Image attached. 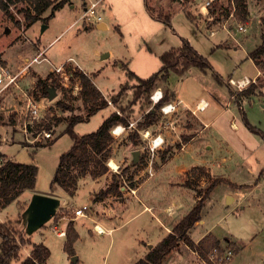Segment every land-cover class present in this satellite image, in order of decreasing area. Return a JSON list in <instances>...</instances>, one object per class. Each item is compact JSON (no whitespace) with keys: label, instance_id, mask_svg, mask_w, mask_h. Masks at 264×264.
Returning <instances> with one entry per match:
<instances>
[{"label":"rangeland","instance_id":"obj_1","mask_svg":"<svg viewBox=\"0 0 264 264\" xmlns=\"http://www.w3.org/2000/svg\"><path fill=\"white\" fill-rule=\"evenodd\" d=\"M84 1L87 0H69L63 7L55 11L47 23L37 20L28 28L24 22L23 12L19 10L26 7L24 0L9 5L10 12L15 19L20 21V26H16L0 9L1 62L15 68L19 66L22 58L30 59L39 50L43 51V56L47 57L48 61L32 63L27 73L19 81L23 89L22 92L26 91L34 95L33 90L37 78L45 77L51 72L53 66L72 57L85 69L88 75L93 76L94 82L105 92L104 96L110 101L108 106L76 123L73 130L77 134L94 131L111 111H117V113L119 111V114L124 115L128 119V123L132 122V125L118 136L111 133L114 141L110 159L115 158L116 169L109 167L107 163L110 159H108L106 162L108 170L98 183L88 177H82L78 180L76 191L71 195L58 184L51 187V181L60 155L72 144L71 137L65 131L67 121L63 118L67 115L86 112L79 98V89L75 87L77 84L79 85V77H71L66 81L59 74L52 72V78L56 79L60 86L55 87V96L52 99L41 96L37 98H42L43 106L40 108L38 122L30 129L32 136L39 132V137L35 140L26 139L19 126H11L12 123L20 125L21 120L18 119L16 112H7L8 106L16 102L18 97L22 98L23 93L19 89H6L0 92V106L5 108L0 110V162L11 159L37 167L34 187L24 189L15 200L0 209V223L11 230L17 240L24 239L20 244L19 258L12 264H18L21 259L27 256L26 252L30 250L31 243L38 242L44 243L50 250L48 264H63L67 254L64 250L65 237L57 236L52 230V226L58 224V226L66 228L64 225L69 222L68 217L74 216L72 210L75 207L87 205V213L91 214L95 206L92 196L94 190L104 189L115 174L121 176V187L125 188L122 192H126L124 190H129L130 181L128 178L135 176L134 174L140 167L144 168L142 177H145L147 175L146 166L155 170L162 161L163 154L165 159L172 156L178 157L168 165V168L171 166L172 169L165 171L171 173L176 170V165L184 164L188 167L194 164L197 166L204 161L217 164L218 160L225 157L227 160L223 164L219 167L217 164L213 168L217 173L216 176H226L235 182H246L252 180V177L245 170V166H240V163L246 158L240 154L244 151L240 148L236 150L228 143H264L259 134L249 129L246 131L250 133L251 137L241 130H233L237 140L229 134V140L224 141L214 129V124L197 135L192 128H176L177 124L179 127L189 121L192 123L193 114L189 112L191 108L195 107V101L200 96L211 101V108L201 113L210 116L211 111L229 101V77L238 79L245 75L251 78L256 74L257 68H254L247 53L260 41V33L263 30L260 20L264 16V0H246L248 15L246 29L242 32L233 28L232 18H229V13L234 12L231 0H215L213 2L216 5L215 15L221 10L220 7L229 11L227 15L222 14L218 18L215 16L216 20L210 16L208 9L207 12H201V0H192L187 3L183 0H100L97 11L107 22L108 27L106 28H99L95 22H83L80 19ZM147 4L151 7V12L147 8ZM185 9L196 17L197 22L191 21L186 16ZM159 11L171 13L170 23H165L154 16ZM49 12V9L46 10L43 16H47ZM226 19L230 31L238 42L221 28V23ZM6 28L9 31H6ZM207 29H214L215 34L208 35ZM183 39L188 40L198 53L205 56L210 62V66L203 70L191 65L180 75L171 72L167 82L169 81L173 87L174 94L184 99V102L187 103L186 106L184 103L180 104L179 111L181 113L172 117H163L158 108L156 110L158 118L155 123L150 127L140 129L137 126L138 123L144 120L145 114L155 105L150 95L156 87L151 89L147 99L145 96L134 98V90L138 85L137 77L145 78L156 72L161 65L160 55L181 46ZM259 70L261 73L255 77L256 82H253L257 88L264 80V69ZM78 71L81 70L77 69L73 71V74ZM167 82L157 85L163 93ZM122 87L123 92L118 103L114 104L111 101V95H115ZM58 100L69 104L71 108H61L57 105ZM230 101V109L239 122L243 123L242 111L245 110L249 122L264 133L263 95L254 97L247 103L246 98H243L239 105L235 100ZM240 104L243 105V110H238ZM119 106L124 107L125 110H121ZM188 117L190 120L187 119ZM57 119L61 120L57 121ZM193 125L196 129L200 128L198 123H193ZM226 125L230 130L229 123ZM42 130H51L52 138H44L41 134ZM146 130H148V135L145 138L143 132ZM158 130L162 132L169 130L171 133L161 136L162 144L151 152L149 143L152 138L160 135V133H155ZM132 132L137 133L134 143L129 138ZM188 134H195V139L190 147H185L186 149L182 150L183 135ZM209 138L213 143L211 148L205 147L204 144V141ZM135 151L138 152L137 160H134ZM133 161H140L139 165L135 166L132 164ZM236 163H239V166L236 167ZM191 169L186 173H191ZM211 179L205 176L200 186H205ZM150 185L143 187L140 193L146 194ZM261 188L260 192L248 191L246 188L235 190L228 184L220 183L214 187L209 198L205 201L201 211L204 221L191 229L190 234L195 239L200 232L212 228L222 240L224 237L232 240L231 245L221 247L232 251L230 259H225L223 262L217 261L218 264H228L232 261L233 247L235 246L240 247L241 250H237L239 252L234 257V264H264V189L262 186ZM228 191L230 193H227ZM34 194L57 198L59 204L56 211L58 214L64 212L67 218L61 219V217L54 220L52 217L40 227L28 232L24 216L30 198ZM232 196L235 198L230 201L229 198ZM127 200L129 201L128 207L121 208L119 205L116 218H105L103 223L112 222L115 224L139 209L140 203L133 196ZM187 202L188 199L185 201L183 209L185 206L188 207ZM92 222V216L91 218L77 217L74 220L75 226L84 233H88ZM162 234H165V231L149 217L148 213H143L133 217L126 226L116 231L112 236L111 244L108 234L93 233L84 235L82 240L77 243L76 249L82 260L86 259V263L89 262L87 258L90 255L97 254V258L91 262L95 263L99 259L101 260L107 251L104 264H123L130 251L134 254L137 250L140 254L142 250L147 249L149 243L155 244ZM28 238L30 243H27ZM75 256L78 255L75 254ZM199 259L194 258L191 250H187L182 243L181 247L172 251L165 258L163 264L203 263Z\"/></svg>","mask_w":264,"mask_h":264},{"label":"trees","instance_id":"obj_2","mask_svg":"<svg viewBox=\"0 0 264 264\" xmlns=\"http://www.w3.org/2000/svg\"><path fill=\"white\" fill-rule=\"evenodd\" d=\"M19 0H0V9L7 15V17L14 22L16 26H20V21L15 19L14 15L9 10V5ZM26 3L25 8L19 9L23 12V18L26 27L28 28L37 20H41L47 23L48 19L55 14V11L63 7L69 0H24ZM147 1V0H146ZM185 3L192 0H183ZM234 12L233 17L239 22L246 24L247 21V1L246 0H233ZM215 3L211 4L208 8V12L213 20H216L222 14L229 12L227 9L220 7V11L216 13ZM147 8L151 12V7L147 4ZM49 9V14L43 16V13ZM186 16L191 21L197 19L191 12L185 9ZM153 14V13H152ZM154 16L165 22L170 23L171 13H163L159 11ZM216 16V17H215ZM261 25L263 30L260 33V41L249 52L247 56L257 66L258 69H264V16L261 18ZM161 65L156 72H153L145 78L137 77L138 85L134 90V98H142L150 93L152 88H155L160 83L167 82L170 72L182 74L191 65L197 66L200 69H206L210 66L208 59L198 53V51L188 42L183 39V43L176 50L170 49L165 51L160 56ZM132 73V72H131ZM134 75V73H132ZM79 77V98L85 109L84 114H71L63 118L67 121V127L65 131L72 139V144L68 150L63 152L58 161V165L53 174L51 181V187L55 184L60 185L69 194H74L76 191L78 180L87 174H90L93 178L105 174L108 170L106 162L112 155V143L114 137L111 134V128L122 123L127 125L128 119L124 115H120L117 111L110 112L99 124V126L91 132L85 134H77L73 130V126L89 118L98 110L108 106V99L102 94L93 82V76L86 75L81 71L76 72ZM51 79V80H50ZM264 85V80L259 86ZM60 86L56 79L52 78V72L48 73L45 77H39L35 83V89L33 90L34 96L47 97L49 89ZM256 85L251 84L241 92L234 93L233 90L228 88L229 94L235 98H240L242 95L248 96L254 92ZM164 95L159 103L153 106L144 116V120L138 123V128L144 129L155 123L157 120L156 110L159 106L174 97L173 92L170 91L167 83ZM123 92V87L117 91L115 95H111V101L114 104L118 103V99ZM57 105L61 108H71L69 104L64 103L62 100L57 101ZM121 110H125L124 107L119 106ZM239 108L242 109L240 106ZM119 110V109H118ZM243 113V112H242ZM242 120L244 125L252 132L259 134L264 141L263 131L251 124L247 119L245 113L242 114ZM61 119H57L60 121ZM49 128V126H47ZM137 133L132 132L129 135L130 140L134 143ZM185 141L189 137H184ZM164 157V154L161 158ZM140 161H133L135 166L139 165ZM37 167L33 164L18 162L16 160L6 159L0 162V209L4 208L10 202L15 200L24 189L34 187L36 181ZM202 176H209L206 169L203 166H194L191 169L190 176L183 182V184L193 189L196 195L199 197L190 210L177 222L172 228L171 232H168L161 240L152 245L147 252L132 264H163L165 258L171 254L172 251L177 250L180 247V243L186 244L190 249L195 250L203 260H209V253L213 248H218L222 253L224 248L220 247V241L211 233H207L202 237L198 243L190 238L189 231L194 226L195 222L201 219V211L205 201L209 198V195L215 185L221 182H226V179L222 177L212 178L205 186H200L199 180ZM133 176H130L128 180L130 184H133ZM121 176L115 174L111 182L104 188L100 189L94 195V200H101L109 195L120 196V183ZM232 186L245 187L246 185ZM64 216V212L58 214V211L54 214L53 218H61ZM65 242L64 250L69 255H74V242L78 237V233L74 227L72 220L66 225L65 228ZM24 239L17 240L11 230L4 227L0 223V264H12V262L19 258L20 244ZM27 243H30L29 238ZM231 245V242L228 243ZM238 247H233V251L237 252ZM50 254L49 248L42 242L31 243L29 254L21 259L18 264H43Z\"/></svg>","mask_w":264,"mask_h":264},{"label":"crops","instance_id":"obj_3","mask_svg":"<svg viewBox=\"0 0 264 264\" xmlns=\"http://www.w3.org/2000/svg\"><path fill=\"white\" fill-rule=\"evenodd\" d=\"M70 6L73 7V5H70ZM96 24H97V26L104 24L105 25L104 28L108 27L107 22L105 20H103V18L101 21L97 22ZM86 27H88V26H86ZM147 48L149 50H151L149 47H147ZM172 49H174V48H172ZM175 49H177V48H175ZM39 51H41V50H39ZM62 62L63 61H61L60 63H62ZM251 62H252V60H251ZM252 64H253L254 68H257V66L253 62H252ZM81 68L83 69L82 66H81ZM93 82H94V78H93ZM94 84L97 86V88H99V90L102 92V94L105 95V92L102 91V89L95 82H94ZM167 84H168L170 91L173 92V94H174L173 87L171 86L169 81L167 82ZM226 84L228 85L227 82H226ZM263 87H264V85L260 86L259 88L255 87L254 92L252 94H250L248 96L242 95L240 98L232 97L229 94V101H227L226 104H223L221 107L216 108V110L211 111L212 114H210V116H208V114H201V113H204L209 108H211L212 103L208 98L200 96L195 101V105L199 101H202L206 105L205 108L203 110H196L195 113H192V110L195 109V107L191 108V111L189 113L193 114V117H191V120L194 119L192 121V123H191V121H189L190 119L188 117L187 119H189L188 120L189 123L186 122L187 124H185L184 126L180 125L179 127L177 124L176 128H181V129L192 128L194 131H196L195 134L197 135V134H199V133L201 134L205 130L209 129L214 124V129L219 133V135H221V137L224 141L229 140V137H228L229 134L234 136L236 134L235 133L236 130L237 131L241 130V132H243L246 135H249L251 137L250 133L248 131H246V129L248 130V128L243 123L239 122L237 117L233 113V111H231L229 103L231 105L230 100H235V102L239 105V103L241 102V100L243 98L244 99L246 98V103H247V102H250L251 100H253L254 97H258L261 95L264 96ZM228 88L233 90L232 87H230L229 85H228ZM156 89H161V88L159 86H156ZM20 100H21L20 97H18L16 102L9 105L7 112H17L18 108L21 105ZM177 101H180V102L177 106L176 112L170 113L167 115H164L161 113L163 117H172L174 115H178V113H181L179 111V105L184 103V105L186 106V104H187L184 102V99L182 97H178L177 95L174 94V97L171 98L170 100H167L166 102H177ZM240 106H241V104H240ZM2 109H5L4 106H0V110H2ZM240 109L241 108H239V106H238V110H240ZM242 110H243V107H242ZM242 112L245 113V110H243ZM17 116H18V114H17ZM18 118H19V116H18ZM193 123L194 124L198 123V125H200V128L196 129L194 127ZM227 123H229V126L231 127L230 130L228 129V127L226 125ZM15 125H16V123L11 124V126H15ZM233 130H235V131H233ZM165 131L166 132H162L161 130L160 131L158 130L155 133H160V136H162V137H163V135L166 136V134L171 133V131H169V130H165ZM174 132H176V131H174ZM195 134L183 135V140H184L183 143L184 144H182L183 145L182 150L191 146L192 142L195 139ZM184 137H189V138H188V140L185 141ZM234 139L237 140L236 136H234ZM204 144H205V147H207V148L213 147V143H212V140L210 138L205 140ZM225 144H227V143H225ZM228 144H230L236 150H238L240 148V150L244 151L243 153L240 152V154L242 155V157L246 156V158L243 161L244 163L243 162L240 163V166L246 167L245 170H247L248 173L251 175L252 180H248L246 182H235V181H231L226 176H216L217 173L215 172V170H213V168L217 164H218V167L221 164H223V162H225L227 160V158H225V157H223L221 160H218L217 164H213V163H210L208 161H204L202 164L197 165V166H203L206 169V172L209 175L208 179L209 178H215V177H222V178L226 179V182H221V183L228 184L229 187H231L235 190H239L241 188H246V189H248V191L260 192L262 189L261 186L264 189V143H228ZM114 159L115 158H113V160ZM175 159H178V157L172 156V157H168L166 159L162 158V161L160 162L159 166L156 167L155 170H153V168L151 169L153 172L152 175L148 174L149 166H146L147 175L145 177H142L144 175V173H143L144 168L140 167L139 169H137L136 174H134L135 176H133V178H132L133 184L131 185L130 182L128 184L129 190L126 189V190H124L126 192H122L123 189H125V188L120 186V191H121L120 196L111 195V196H109V197L107 196L101 200H94V195L98 191V190L97 191L94 190V194H92V196H93V202H94L95 206L93 208L92 213L88 214V216H87L88 218H91V216H92L93 222L88 229V233L82 232L81 230H79L78 227L75 226L74 220L77 217L76 218H74V216L68 217V221L72 220L74 227L78 233V237L74 242V252L78 256H76L75 261H72L71 258L73 255H69V254L67 255L66 254L63 264H104V262H105L104 259H106L107 251H106V253L103 254L102 259L101 260L99 259L95 263H91V262L95 258H97L96 257L97 254L90 255V257L87 258L90 263L89 262L86 263V259L84 260V258H83V260H82L80 254L78 253V251L76 249L77 243L80 240H82L84 235H90V234L95 233L97 235L108 234L110 237L109 243L111 244L112 239H113L112 236L114 235V233L116 231L120 230L121 228H123L124 226H126L127 222L130 219H132L133 217L137 216L138 214L148 213L149 217L152 218L154 220V222L162 230L165 231V234H162V236L159 240H161L168 232H171L172 226L175 223H177L190 210V208L194 205V203L199 198L193 189H191V188H189L183 184V182L188 178V175L190 174V173L188 174L186 172L188 170H190L191 167L194 166V164H192L188 167L184 164L176 165L175 166L176 170L174 172H172V173L171 172H165V171L172 169L171 166L168 168V165H170L171 162H173ZM242 164H244V165H242ZM235 166L236 167L239 166V163H236ZM141 172H142V174H141ZM164 175H167V177H164ZM213 175H214V177H213ZM85 177H88L93 182L98 183V181L101 180L102 175L98 176L96 178H93L92 176L87 174L86 176H84V178ZM156 177H157V179H156ZM204 178H205L204 176H202L200 178L199 184L202 183V180H204ZM149 184H151V185H150L149 190L146 192V194L145 193L141 194L140 193L141 189L143 187L149 185ZM218 184H220V183H218ZM232 184H236V185L244 184L246 186L245 187H240V186L236 187V186H232ZM227 193H230V191H228ZM130 196H133L140 203L139 209L136 210L135 212H133L131 215L127 216L126 218H123L121 221H119L115 224L112 222L111 223H103L105 218H109V219L116 218V216L118 215V212H119L118 210L120 207L121 208L122 207H128L129 201L127 199ZM234 198H235V196H232V198H229V200L230 201L234 200ZM187 199H188V202L186 203V205L188 207L185 206V208L183 209L182 207H183V205ZM119 205H121V206L119 207ZM72 213H73V210H72ZM64 218H67V217L64 215L61 219H64ZM203 221L204 220L201 217L200 220L195 222L194 226L191 229H194L199 224H202ZM67 223H65L64 226H66ZM54 225L57 227V230L65 229L64 227L58 226V224H54ZM95 225H97L99 227L101 226L100 228L103 229V232H100V233L96 232L94 230ZM155 227H156V225H155ZM191 229H190V231H191ZM190 231H189V235H190V238L194 241V243H198V241L209 232H211L220 241V247H223V246L225 247L226 245H228L229 242L232 241V240H229L228 237H224V240H222L218 236V234H216L213 231L212 228L211 229L208 228V229L204 230L203 232H200V234L195 239L191 237ZM159 235H160V233L158 232V236ZM59 237H64V236H59ZM159 240H157V242ZM157 242H155V243H157ZM149 245L152 246V245H154V243L153 244L149 243ZM149 245H148L147 249L142 250L140 252V254H139V251H137V250H136V252H134V254H132V252L130 251L129 255L126 258V261L123 264H127V263L132 264L138 258L142 257L147 252V250L150 248ZM181 245H182V243H180V247H181ZM184 245L186 246L187 250L190 249L186 244H184ZM238 249H239V251L241 250L240 247ZM190 250L193 253L194 258H197V259L200 258L199 260L203 261V258H201L195 250H192V249H190ZM29 251L30 250H27L26 253L29 254ZM239 251H237V253L233 251L235 254L233 253V259L228 264H234L233 263L234 257H235V255L238 254ZM263 254H264V251H263ZM47 259L43 264H48ZM197 264H203V263H197Z\"/></svg>","mask_w":264,"mask_h":264},{"label":"built area","instance_id":"obj_4","mask_svg":"<svg viewBox=\"0 0 264 264\" xmlns=\"http://www.w3.org/2000/svg\"><path fill=\"white\" fill-rule=\"evenodd\" d=\"M214 1L215 0H201V4H200L201 12H207V9ZM99 2L100 0H87L84 2L83 11L80 16V19L83 22L97 23L102 20L101 15L97 11V6L99 5ZM231 3L233 5L232 8L234 11V1L231 0ZM229 14H230L229 18H232L233 28L240 32L245 31L246 24H243L242 22H239L236 19H234L232 12ZM226 21L227 19L221 23V28L224 29L227 32V34L231 36L235 41H237L234 35L232 34V32L230 31L229 25L227 24ZM206 32L210 36L215 34L214 29H207ZM1 60L2 59L0 58V92L6 89H11V90L19 89L22 92L23 89L21 88L19 81L27 73L30 65L34 62L39 63L43 60L48 61L47 57L43 56V51H38L30 59L22 58V61L19 64V66L15 68L10 67L9 65H4L1 62ZM77 69L81 70V72L88 75L86 71L81 68V66L78 64V62L75 59H73L72 57H68L62 63L53 66L50 71L55 72L56 74H59L64 80L67 81L71 77H78V75L73 74L74 73L73 71H76ZM260 73H261L260 70L257 68V72L253 77L249 78L248 76H245V75L238 79H234L233 77H230L228 78V83L231 87H233L234 93L241 92L245 88L249 87L251 84H254L253 82H256L255 77L259 75ZM75 87L78 89L80 88L78 84ZM22 93H23V97L22 98L20 97L21 105L16 112L19 116L18 119L21 120V123L20 125L16 124L15 127L19 126L21 128L26 139L35 140L39 137V132L32 136V134L30 133V129L35 126L36 122H38V118L40 117V108L43 106L42 98L37 99L33 94H29L26 91ZM163 95L164 94L161 89H155L151 93L150 98L152 102L156 104L160 102ZM108 102L110 103V101ZM179 102L180 101L163 102L159 106V109L164 115L175 113ZM205 106H206L205 104H202V101H199L195 105V109L192 110V113H195L196 110H203ZM165 109H167V111H165ZM131 125H132V122H129L127 125L118 123L111 128V133L115 136H118L122 134L127 128H130ZM117 129H120V130L118 131ZM41 134L46 139L52 138L51 130H42ZM147 135H148V130L143 132L144 137L145 136L147 137ZM157 140L163 141L160 135H157L154 138H152L149 143V149L151 150V152H153L155 148L159 147V146L154 147V144ZM109 167L111 166L109 165ZM152 173L153 172L151 170V167L149 166L148 174L152 175ZM87 210H88L87 205H82L80 207L74 208L73 209L74 218L87 217L88 216ZM52 230L58 236H65V229L57 230V227L54 225L52 226ZM94 230L99 233L103 232V229L97 225L94 226ZM231 254H232V251L230 249H223V252L220 253L218 248L215 247L211 250V252L208 255L209 260L208 261L203 260V263L204 264H218L217 261L223 262L225 259L226 260L230 259Z\"/></svg>","mask_w":264,"mask_h":264},{"label":"water","instance_id":"obj_5","mask_svg":"<svg viewBox=\"0 0 264 264\" xmlns=\"http://www.w3.org/2000/svg\"><path fill=\"white\" fill-rule=\"evenodd\" d=\"M44 27V26H43ZM99 28H104L105 25H98ZM6 31H9L6 28ZM55 96V90L49 89L48 98L52 99ZM138 152L134 153V160H137ZM59 200L53 196L34 194L26 207L25 210V226L28 232H32L36 228L40 227L46 221L54 216L58 207ZM151 247V245H149ZM72 261L76 260V256H72Z\"/></svg>","mask_w":264,"mask_h":264},{"label":"bare ground","instance_id":"obj_6","mask_svg":"<svg viewBox=\"0 0 264 264\" xmlns=\"http://www.w3.org/2000/svg\"><path fill=\"white\" fill-rule=\"evenodd\" d=\"M202 104H204V103L202 102ZM108 164L111 166V168L116 169V163L113 159H110Z\"/></svg>","mask_w":264,"mask_h":264},{"label":"clouds","instance_id":"obj_7","mask_svg":"<svg viewBox=\"0 0 264 264\" xmlns=\"http://www.w3.org/2000/svg\"><path fill=\"white\" fill-rule=\"evenodd\" d=\"M158 95H159V93H158ZM165 111H167V109H165ZM117 130L119 131L120 129H117ZM161 144H162V140H157L154 144V147L160 146Z\"/></svg>","mask_w":264,"mask_h":264}]
</instances>
